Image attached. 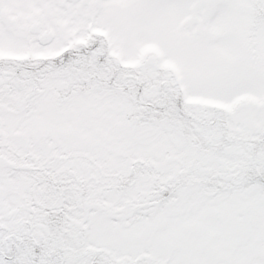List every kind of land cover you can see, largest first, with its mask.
I'll list each match as a JSON object with an SVG mask.
<instances>
[{
	"label": "snow or ice",
	"instance_id": "1",
	"mask_svg": "<svg viewBox=\"0 0 264 264\" xmlns=\"http://www.w3.org/2000/svg\"><path fill=\"white\" fill-rule=\"evenodd\" d=\"M0 264H264V0H0Z\"/></svg>",
	"mask_w": 264,
	"mask_h": 264
}]
</instances>
